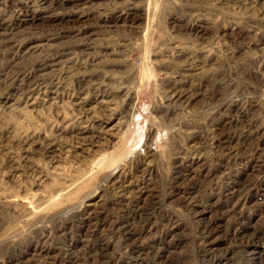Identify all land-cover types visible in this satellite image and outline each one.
Segmentation results:
<instances>
[{
  "label": "rangeland",
  "instance_id": "obj_1",
  "mask_svg": "<svg viewBox=\"0 0 264 264\" xmlns=\"http://www.w3.org/2000/svg\"><path fill=\"white\" fill-rule=\"evenodd\" d=\"M0 264H264V0H0Z\"/></svg>",
  "mask_w": 264,
  "mask_h": 264
},
{
  "label": "bare ground",
  "instance_id": "obj_2",
  "mask_svg": "<svg viewBox=\"0 0 264 264\" xmlns=\"http://www.w3.org/2000/svg\"><path fill=\"white\" fill-rule=\"evenodd\" d=\"M32 15H33V14H32ZM25 16H26V15H25ZM135 17H136V16H135ZM29 20H31V19H29ZM25 21H27V20H25ZM68 23H69V22H68ZM68 23H67V24H68ZM63 24H64V23H63ZM131 24H132V23H131ZM59 25H60V24H59ZM197 40H198V39H197ZM210 230H211V229H210ZM212 230H213V229H212ZM210 232H211V231H210Z\"/></svg>",
  "mask_w": 264,
  "mask_h": 264
}]
</instances>
